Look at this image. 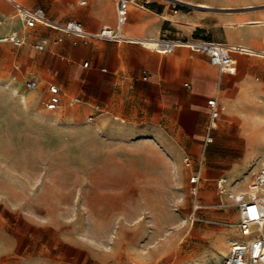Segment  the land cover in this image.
<instances>
[{
	"label": "rangeland",
	"instance_id": "1",
	"mask_svg": "<svg viewBox=\"0 0 264 264\" xmlns=\"http://www.w3.org/2000/svg\"><path fill=\"white\" fill-rule=\"evenodd\" d=\"M13 1L66 19L84 8V0L8 5ZM151 2L146 9L171 20L162 37L168 39L218 40L226 25L250 26L253 16H264V0H216L220 5L211 8L200 6L206 0ZM0 16L7 22L0 34L12 27L22 32L13 8ZM37 32L26 36L35 39ZM263 32L256 38L264 43ZM28 50L0 45V264H213L226 256L238 219L216 182L204 186L207 208L193 223L190 176L198 168H187L186 158L175 162L142 140L134 145L140 156H132L98 130H54L42 98L26 89L30 74L21 77ZM261 151L263 143L243 161L232 151L214 154L229 194L247 190Z\"/></svg>",
	"mask_w": 264,
	"mask_h": 264
},
{
	"label": "crops",
	"instance_id": "2",
	"mask_svg": "<svg viewBox=\"0 0 264 264\" xmlns=\"http://www.w3.org/2000/svg\"><path fill=\"white\" fill-rule=\"evenodd\" d=\"M3 1L8 8L0 4V12L5 14L13 8L22 32L12 27L0 36L16 32L26 39L24 46L29 47L30 59L22 62L21 77L26 72L30 74L27 81L38 82L34 91L42 98L43 111L51 114L54 130H98L108 141L122 144L120 149L132 156H140L134 145L142 140L154 152L163 153L175 162L189 157L201 174L198 199L203 205L204 186L210 188L223 177L216 168L220 159L214 154L232 151L239 153L242 156L239 160L243 161L264 144V43L256 38L264 29L257 24H264V16L262 19L253 16L250 26L226 25L225 35L211 40L232 44L244 51H260L233 54L236 74L230 75L212 66L205 54L187 47L177 48L172 54L155 51L154 42L167 34V26L171 23L164 13L131 7L129 20L121 28L126 40L90 39L84 44L73 36L42 25L34 28L38 31L37 37L28 39V29L14 6L39 10L57 25L79 22L87 34L95 36L104 28L119 30L117 0H84L83 11L76 18L67 19L50 16L41 7L31 8L16 1L8 5L9 0ZM206 1L200 6L220 5L216 0ZM6 25L7 22L0 29ZM58 37L62 42L56 45L54 40ZM42 40H47L48 44L45 51L40 52L35 46ZM255 70L261 72L259 77ZM50 85L60 90L61 106L55 112L45 107ZM13 92L19 96L17 88ZM212 99L220 106L215 121L211 119L208 106ZM90 118L92 120L88 121ZM209 137L213 139L211 143L207 142ZM263 160L264 151H261L252 163L260 167ZM237 176L234 171L229 180L232 182ZM191 187L190 184V190ZM233 211L236 213L234 219L239 222L237 209ZM202 214L203 211L197 213L199 219ZM240 239L237 231L234 241ZM226 256L218 255L213 264L220 263Z\"/></svg>",
	"mask_w": 264,
	"mask_h": 264
},
{
	"label": "built area",
	"instance_id": "3",
	"mask_svg": "<svg viewBox=\"0 0 264 264\" xmlns=\"http://www.w3.org/2000/svg\"><path fill=\"white\" fill-rule=\"evenodd\" d=\"M152 0H117V20L119 30L112 28H104L98 35L92 36L85 32L81 23L69 21L63 25H57L50 22L39 10H29L22 6L15 5V10L20 20L23 22L25 29H34L38 25L53 29L61 34L73 36L74 38L88 44L90 39L103 40L109 42H120L123 39L121 28L124 27L129 20L131 7L138 9H146L152 3ZM4 25L3 19L0 17V27ZM62 38L58 37L54 40V44H60ZM155 51L163 54H172L177 48L187 47L194 52L205 54L209 58L212 66L219 69L221 73L230 75L236 74V63L233 60V54H252V52L241 50L235 45L201 39H168L161 38L155 42ZM10 44L15 47H23L26 44L24 36H20L16 32L0 36V45ZM48 42L42 40L35 47L38 51H45ZM88 64H85L87 66ZM26 88L34 91L38 88L36 80L26 82ZM49 98L45 102L48 111L55 112L61 106L60 90L55 85L48 88ZM211 112V119L215 121L220 113V106L216 99L208 102ZM90 118L88 121H91ZM213 141L212 137L207 139L208 143ZM184 164L190 170L194 169L192 160L187 157ZM202 178L200 171L194 172L190 176L191 190L190 194L193 199V223L200 221L195 215L204 211L207 207L199 202V189ZM216 188L220 196L229 197L230 205L238 211L239 222L237 231L242 237L230 243L228 255L218 264H264V160L262 161L258 171L254 174L253 180L248 184L246 191L229 194L227 190V179L221 177L216 180ZM221 205L223 201L221 200Z\"/></svg>",
	"mask_w": 264,
	"mask_h": 264
},
{
	"label": "bare ground",
	"instance_id": "4",
	"mask_svg": "<svg viewBox=\"0 0 264 264\" xmlns=\"http://www.w3.org/2000/svg\"><path fill=\"white\" fill-rule=\"evenodd\" d=\"M157 219H158V217H157Z\"/></svg>",
	"mask_w": 264,
	"mask_h": 264
}]
</instances>
